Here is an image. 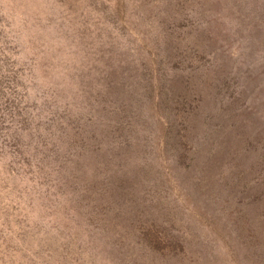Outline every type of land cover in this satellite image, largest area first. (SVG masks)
Returning a JSON list of instances; mask_svg holds the SVG:
<instances>
[{
  "label": "rangeland",
  "instance_id": "1",
  "mask_svg": "<svg viewBox=\"0 0 264 264\" xmlns=\"http://www.w3.org/2000/svg\"><path fill=\"white\" fill-rule=\"evenodd\" d=\"M260 9L0 0V264H264V221L251 240L211 186L216 174L192 179L207 155L223 157L200 139L225 92L210 73L215 43L235 47ZM173 116L202 129L173 166L179 185L160 155L163 141L174 148L161 130ZM236 146L225 159L241 156Z\"/></svg>",
  "mask_w": 264,
  "mask_h": 264
},
{
  "label": "trees",
  "instance_id": "2",
  "mask_svg": "<svg viewBox=\"0 0 264 264\" xmlns=\"http://www.w3.org/2000/svg\"><path fill=\"white\" fill-rule=\"evenodd\" d=\"M247 19L249 20V18ZM240 20L241 25H245V20L242 18ZM251 21L255 23V26L251 27L244 36H242L243 33L240 35L241 38L235 47L226 49L220 41L215 43L217 47H214V50L217 52H215L211 68L214 73L211 71L210 73L218 80L223 81L225 92L219 93L221 103L220 110L216 113L219 115L216 123L213 122L212 126L208 125L207 133L210 138L203 134L200 139L205 143H214V146L222 147L223 157L218 165L207 155L209 169L206 165V171L194 173L192 179L195 182H202L206 180L210 171L212 174H216L212 181L214 184L210 185L215 188L217 194H220V200L224 208H227V215L229 217L234 215L239 219L241 228L252 240L261 231V221H264V111L257 110L258 107L255 106L259 103L264 105V34H262L264 33V11L260 9L259 14H256L255 19ZM256 31L257 33L254 34ZM206 71H209L208 68ZM228 75L232 79L233 85L230 94L227 93ZM237 78L240 79L238 85L235 83ZM229 86L231 87L230 82ZM174 101L178 102V99ZM167 107L172 109L171 103ZM177 116L168 119V125L164 131L165 124L161 125L163 139L167 135L174 140L175 144L172 148L168 145L167 140L163 141L160 155H162L163 161H168L169 166L167 163L165 164L172 172V174L165 172L166 180H169L167 178V174H169L171 180L175 177L172 180L173 183L179 185L183 182L184 170L181 171L179 178L174 173L173 166L184 156L183 150L185 151L187 143L194 142L193 139L199 136L202 129L198 123H192V119L190 123L182 125L181 119H176ZM187 125L189 126L187 127ZM152 132V134L155 132L156 135L158 134L156 129H153ZM154 142L155 148L160 149L159 144L157 145L159 139L158 141L154 139ZM230 143L237 144L238 147L236 146L235 149H241V156L237 157L232 155L234 153H230V161H228L225 156L230 150ZM200 145L203 146L202 143ZM165 150H170L172 154L166 157ZM202 151L197 150V153H202ZM186 169L188 168L186 167ZM185 174L188 172L186 171ZM164 184H166L165 181ZM168 224L171 222L169 221ZM171 235L173 234L169 236ZM166 240L167 245L168 241ZM258 245L254 244L253 247L259 249ZM260 248L263 251L264 246H260ZM260 257L261 255L258 254V259Z\"/></svg>",
  "mask_w": 264,
  "mask_h": 264
}]
</instances>
